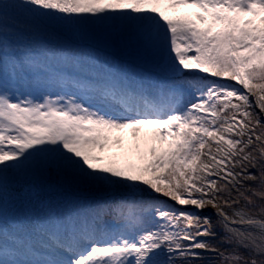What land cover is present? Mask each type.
Here are the masks:
<instances>
[{
    "label": "snow or ice",
    "instance_id": "obj_1",
    "mask_svg": "<svg viewBox=\"0 0 264 264\" xmlns=\"http://www.w3.org/2000/svg\"><path fill=\"white\" fill-rule=\"evenodd\" d=\"M181 7L198 10H162ZM74 25L88 26L108 53H89L103 65L94 81L46 72L35 56L11 70L2 61L0 264H192L204 252L218 257L212 264H264V205L255 214L226 211L241 199L264 201V0L0 4L6 37L59 38ZM16 44H4L5 56ZM54 49L71 54L67 45ZM17 73L25 87L58 84L81 94L16 95ZM251 95L260 113L250 110ZM145 126L160 146L143 163H104L96 150L111 131ZM208 206L216 222L199 215Z\"/></svg>",
    "mask_w": 264,
    "mask_h": 264
},
{
    "label": "bare ground",
    "instance_id": "obj_2",
    "mask_svg": "<svg viewBox=\"0 0 264 264\" xmlns=\"http://www.w3.org/2000/svg\"><path fill=\"white\" fill-rule=\"evenodd\" d=\"M3 2H5V0H3ZM1 3H2V0H0V4ZM74 27H76V25H74ZM74 30H76V28ZM74 34H75V32H74ZM76 39H77L76 37L75 38L71 37L69 35L68 31L66 30V35L61 36L59 38L45 37L42 40L41 39H37L35 41H31L30 40L29 44L33 45V46L34 45L44 44L45 46L40 47V48H43V49L48 48L49 49L50 47L55 45L56 40H59V43H56V44H61V43L70 44V43H74V46H75V44H77L76 43ZM6 42L7 41H4V44ZM41 52L45 53L43 51H41ZM0 74H1V70H0ZM21 91L18 93V95H21ZM109 136H110V140L108 142V146L103 151H100L99 149H98V151L101 154H104V157L106 159L104 161V163H108V162H111V161L117 162V160H118V163H120V164H123V163L127 164L126 162L123 161V159H121V157L120 158L117 157V156H120V153H122L121 152V150H122L121 149L122 148L121 145L122 144L126 143L127 147H129V146L132 145V143L134 142L135 139L142 138L144 136L154 137L149 126H145L144 128L140 129L139 131H137V130H135L133 128H126V129H122V130H113V131H111L109 133ZM129 139H130V142H128ZM108 149H110V151H113V154H110V155L107 156ZM125 151L126 150H123V152H125ZM142 151H143V149L141 150V152ZM66 194L69 195V196H72V197L75 196V192H72V191H68ZM76 194L79 195V199L80 200H82L84 198V195H86L88 197V199L92 197L88 193H76ZM73 198H75V197H73ZM109 198L105 197V199H109ZM97 199H98V197H97Z\"/></svg>",
    "mask_w": 264,
    "mask_h": 264
},
{
    "label": "trees",
    "instance_id": "obj_3",
    "mask_svg": "<svg viewBox=\"0 0 264 264\" xmlns=\"http://www.w3.org/2000/svg\"><path fill=\"white\" fill-rule=\"evenodd\" d=\"M253 97L255 99V95L251 96L250 98H253ZM250 101L253 104V101L252 100H250ZM233 102H239V101H235V99H234ZM250 110L253 111L254 113H260V111H261L259 109V107L258 106H254V104H253L252 109H250ZM225 114H229L230 115L231 112L229 111L228 113H225ZM240 118H242V117H240ZM261 119H262V122H264V117H261ZM213 147H215V145H213ZM206 150L207 149H205V151ZM205 159H206V157H205ZM250 171L251 172H256L258 174V170L255 169V168L250 169ZM212 178H215V177H212ZM246 183L251 185V186H253V187H256L258 185V182H254V181H247ZM232 195H233V198H234L237 195V193L235 191H233ZM225 198H228V197L225 195ZM254 199H256V204L255 205H247L246 201L241 199L239 205H233V208H228V209H226V211H228L229 214H231V212L233 211L234 208H245V210H250V211H252L255 214V213H257L259 211L260 206L264 205V201L259 200L257 198H254ZM181 207H182V209H180V210L196 211V209L192 208L191 205L181 206ZM214 211H216V210L213 209L211 206H208L205 209H203V211L199 212V215H201V216H210L211 219L213 220V222H216L219 219V217H217V215L215 214ZM202 239H203V237H202ZM223 247H227V246L224 245V246H222V248ZM217 259H218V257L215 255V253L204 252V253H202V259L194 260V261H192V264H212V262L216 261ZM175 264H182V261L180 259H176Z\"/></svg>",
    "mask_w": 264,
    "mask_h": 264
},
{
    "label": "rangeland",
    "instance_id": "obj_4",
    "mask_svg": "<svg viewBox=\"0 0 264 264\" xmlns=\"http://www.w3.org/2000/svg\"><path fill=\"white\" fill-rule=\"evenodd\" d=\"M164 10H166L167 14H169V15H175V14L182 13L181 8L178 10H172V9H164ZM193 10H198V9L192 8L191 11H193ZM79 27H80V31L83 34L85 41L90 42V44H91V42L94 43L92 40L89 39L88 33L90 30H89L88 26L79 25ZM71 33H73V29H72ZM99 46H102V45H99ZM190 54H194V52L190 53ZM201 75L203 76L205 74H201ZM253 103H255V102H253ZM153 144H155L157 147L160 146L159 141L156 140L154 137L144 136L142 138L135 139L132 147L130 148V151H127V154L125 156H120V157H124L123 161L126 162L127 164H137V165L141 164L144 162V160L141 159V156L143 154H146V153L148 156H150V153H148V149ZM142 149H143V151L141 152ZM117 162H118V160H117Z\"/></svg>",
    "mask_w": 264,
    "mask_h": 264
}]
</instances>
